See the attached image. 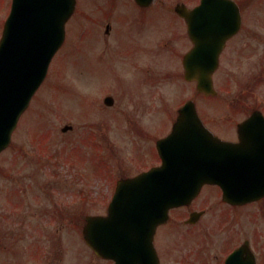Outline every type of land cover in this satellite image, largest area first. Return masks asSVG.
Listing matches in <instances>:
<instances>
[{"label": "rangeland", "instance_id": "1", "mask_svg": "<svg viewBox=\"0 0 264 264\" xmlns=\"http://www.w3.org/2000/svg\"><path fill=\"white\" fill-rule=\"evenodd\" d=\"M79 2L81 4L77 14L66 27L65 44L50 65L48 79L32 100L30 109L23 114L18 131L14 132L13 142L2 155L0 264H34L28 262L34 257L33 252L39 249L47 254L48 248L56 255L65 254L70 257V260L62 264H105L82 247V241L78 237L82 222H79L78 218L82 219L83 216L81 218L79 215L101 211L100 197L106 199L110 191L107 187H111L114 181L123 177L124 171H135L134 155L142 152L141 148L150 145L158 137L157 132L151 138L138 137L133 132L125 130L126 127L121 126V123L108 119L122 117L124 114L133 117L135 109L140 118L148 120L159 117L160 123L163 121L162 117H165L161 108L164 101L168 110L173 107L174 113L176 108L173 104L188 94L189 89L183 86L182 80L177 76L180 68L176 66V58L168 52L169 58L166 57L168 59L162 61L159 55L154 59L156 65L154 68L157 71L156 84L154 89L145 90V92L153 90L148 103L150 107L154 105L155 109H145L147 105L138 109L135 97L130 99L121 97L110 110L105 109L102 103L100 106L98 93L106 94L109 87H105L104 80L97 83L95 75L103 73L101 61L105 57L112 58L110 56L112 49L109 48L103 55L100 52L97 54L100 47H95L99 42L94 29L87 22V9L84 8L87 1ZM10 3L11 0H0V35L10 10ZM261 20L264 21V18ZM158 21L157 15L155 19H151L154 24ZM135 27L136 23L129 20L120 26V37L114 36V40L120 41L124 49L129 46V51L135 48L133 47L135 39L143 38L133 34L132 29ZM91 44L95 46L92 48ZM140 45L143 44L140 42ZM110 62L114 70L118 58L113 57ZM126 65L125 63L124 71ZM163 70L168 72L167 78L158 76ZM239 75H244V71L226 64L216 80L221 90L220 98L200 100L205 109L217 114L213 118L229 117L227 109L231 94L229 88L232 87L236 91H242L243 88L239 82ZM95 84L96 90L92 88ZM263 87L264 84L258 89L264 91ZM142 95L145 97L144 93ZM170 113L172 110L168 114ZM168 122L164 120L160 129L164 131ZM103 123L106 124L105 131L101 125ZM64 124L72 125L73 131L62 134L60 130ZM89 136L92 137L88 138ZM95 145L96 147H93ZM106 168H109L108 173L113 174L111 179L104 177ZM45 185H68L70 188L79 187L85 191L86 198L82 199L80 204L69 206L75 209L74 235L68 229V223L66 224L67 214L65 219L58 215L51 218L47 214L41 216L46 211L45 209V212L42 211L40 205L49 211L58 210L59 213L68 206L67 204L56 206L54 204L56 200L47 202L41 195V188ZM56 198L62 199L58 196ZM71 235L74 237L70 238ZM41 264L56 262L51 260Z\"/></svg>", "mask_w": 264, "mask_h": 264}, {"label": "flooded vegetation", "instance_id": "2", "mask_svg": "<svg viewBox=\"0 0 264 264\" xmlns=\"http://www.w3.org/2000/svg\"><path fill=\"white\" fill-rule=\"evenodd\" d=\"M86 1L85 9L88 16L95 11L97 15L94 21L99 27L104 26L109 29L107 35L113 31L116 34L119 31L118 26L129 20L136 23L133 34L143 38L135 39L133 46L135 48L132 51L128 50L129 46L124 49L120 42L112 45L110 56L123 60L126 55V58L133 62L132 66L138 68V63L134 59L136 55L140 52L148 55L147 69L137 71V79L132 91L138 109L147 105L145 109L150 110L149 103L141 101L138 90L140 85L155 87L157 76L154 68L155 53L156 51L159 55L170 53L175 58H180L182 64L180 73L183 76V59L194 46L189 33V23L194 16L190 13L200 6L203 0ZM212 3L213 6L210 8L218 13V25L230 29L228 34L224 30L218 32L228 37L220 50L216 73L222 64L223 67L226 64L234 66L239 71H244L245 86L243 91H236L230 87V101L227 103L228 118H213V113L205 112L195 101L196 110L203 124L215 136L226 142L237 143L240 123L256 110L264 116V91L258 89L264 84V21L261 20L264 18V0H213ZM177 9L188 16H180ZM155 15H165L170 20L168 30L172 35V38L164 39L158 45L149 37L151 36L149 25ZM140 23L142 26L149 24L146 25L147 27H141L138 26ZM140 42L143 45H140ZM90 46L92 47V44ZM99 46L105 53L109 49L104 38L100 39ZM112 58L105 57L102 60L104 72L102 77L98 76L99 80L104 78L107 82L114 83L116 80V90L112 97L114 103L107 109L113 108L119 102L115 97L116 92L120 89L124 90L122 85L119 86V75L114 74L112 70L113 65L110 62ZM158 76L167 78L168 74L163 71L162 74L158 73ZM188 85L194 89L195 99L203 98L202 95L195 93V83ZM134 112L133 118L115 120L124 122L123 124L138 137L144 139L152 137V133L148 132L149 128L145 126L152 125L154 120L152 119L153 123H148L146 119L138 116L139 113L135 109ZM154 148L155 144L147 145L142 148V152L139 151L138 155H135L133 159L135 171L131 172L134 176L157 165L154 163L156 162ZM228 187V201L224 200V190L220 185H204L189 203L170 211L168 221L158 226L154 234V246L159 264H264V185H228ZM41 195L49 203L56 200L54 203L56 206L68 205L61 213L58 210H46L43 205L39 207L42 211L44 209L46 211L41 216L47 214L51 218L58 215L65 219L67 214L66 224L68 223V229L74 235L75 209L69 206L80 204L82 199L86 198L85 191L79 187L70 188L68 185H45L41 188ZM108 195H112V192L107 193L106 199ZM56 196L62 199H55ZM106 199L101 196V204H105ZM107 205L108 203L100 215L106 214ZM79 217L82 219L78 218V221L84 223L87 214H80ZM73 235L70 238L74 237ZM48 253L52 260H58L56 264L61 263L60 257L55 258L54 251L50 250ZM58 255L63 256V254Z\"/></svg>", "mask_w": 264, "mask_h": 264}, {"label": "water", "instance_id": "3", "mask_svg": "<svg viewBox=\"0 0 264 264\" xmlns=\"http://www.w3.org/2000/svg\"><path fill=\"white\" fill-rule=\"evenodd\" d=\"M74 4V0H12L0 41V152L9 144L20 115L44 80L49 63L62 44L64 23ZM214 63L203 61L199 76L195 66L187 69V78L196 80L198 90L206 95L214 94ZM195 116L192 104L185 106L172 134L158 142L161 167L119 183L111 205L120 212L115 218L117 225L106 224L112 210L108 220L87 219L84 238L96 255L112 259L115 264H131L127 261L134 256L142 259L145 250L152 251V233L141 234L134 241L121 222L134 221L141 208L139 220L149 222L152 226L148 229L152 230L165 220L169 208L182 203L185 192H193V185L231 183V171L225 169L228 165L220 155L224 148L230 150L229 144L218 142L205 131L199 139L192 136L187 130L194 121L183 119H196ZM141 238L145 241L138 250L143 244ZM152 257L155 256L152 254L149 261Z\"/></svg>", "mask_w": 264, "mask_h": 264}]
</instances>
